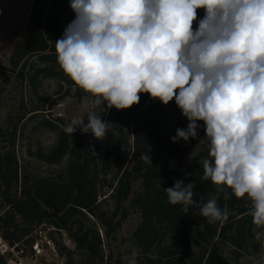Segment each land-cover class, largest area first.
I'll return each mask as SVG.
<instances>
[{"label": "clouds", "instance_id": "clouds-1", "mask_svg": "<svg viewBox=\"0 0 264 264\" xmlns=\"http://www.w3.org/2000/svg\"><path fill=\"white\" fill-rule=\"evenodd\" d=\"M70 8L57 62L90 94L92 110L87 123L74 118L64 131L101 140L113 125L102 116L113 107L130 109L141 93L164 105L174 99L188 125L171 140L197 139L204 122L202 178L215 194L197 201L195 184L175 179L167 202L216 224L234 214L220 207L222 194L246 196L264 249V0H70ZM140 158L152 164L147 152ZM127 264H138L135 254Z\"/></svg>", "mask_w": 264, "mask_h": 264}, {"label": "trees", "instance_id": "trees-1", "mask_svg": "<svg viewBox=\"0 0 264 264\" xmlns=\"http://www.w3.org/2000/svg\"><path fill=\"white\" fill-rule=\"evenodd\" d=\"M197 12L198 19L204 16L203 9ZM74 18L70 0L31 1L23 36L9 56L16 77L23 79L33 71L28 81L34 88L39 78L56 77L68 87L74 85L77 95H81L82 89L58 64L55 47V40ZM7 81L5 76L4 82ZM39 98L46 100L41 95ZM41 107L28 114L42 111ZM24 117L25 113L17 116L13 132L0 126V237L9 245L30 244L38 229L53 228L51 231L56 233L63 230L73 242V248L57 245L65 264H106L104 260L110 254L105 255L103 238H114L127 215L123 204L128 200L129 207L140 215L130 236L138 250V264H230L222 249L238 264L240 257L259 251L260 244L254 239L257 229L249 215L250 201L246 196L238 198L230 190L222 194L220 207L234 214L216 224L193 215L192 209L184 214L180 205L167 202L164 189L171 187L175 179L192 181L193 198L197 201L201 196L206 201L215 194L212 181L202 178L200 161L208 155L198 144L205 135L203 121H198L196 143L191 139L171 143L163 128L165 112L161 102L148 93H141L139 103L130 109L113 107L104 113L102 118L113 125L101 140L79 129L70 136L64 131L61 118H41L37 123L54 132L56 142L48 148L39 146L33 155L46 165L66 160L62 170L42 175L31 173L18 163L13 140L17 124ZM84 120L87 123V118ZM193 145H199L200 151L186 162L184 152ZM143 152L150 155L152 164L140 158ZM137 183L138 188L133 190ZM104 189L108 190L103 199L112 201V212L102 209L103 199L98 200ZM51 231L47 237L53 240ZM0 264H7L1 254Z\"/></svg>", "mask_w": 264, "mask_h": 264}, {"label": "rangeland", "instance_id": "rangeland-1", "mask_svg": "<svg viewBox=\"0 0 264 264\" xmlns=\"http://www.w3.org/2000/svg\"><path fill=\"white\" fill-rule=\"evenodd\" d=\"M31 1L0 0V126L8 128L9 133L13 132V123L16 121L17 116L25 113L24 119L17 124L13 140L18 163L31 173L45 175L54 174L62 170L66 160L57 165H46L33 155L39 146L48 148L56 142V134L39 125L37 121L41 118H46L49 121H56V118H61L62 124L66 127L74 118H87L89 111L92 110V105L88 99L89 95L84 91L81 90V95L78 96L74 85L68 87L65 82L60 81L56 77L39 78L35 82L34 88L28 81L33 71H30L27 74L28 76L23 79L16 77V71H12L9 65V56L14 44L23 36ZM5 76L8 77L7 82H4ZM40 95L45 97L46 100L40 99ZM38 106H43L41 108L44 109L28 114L30 110ZM161 107L165 112L163 121L164 132L169 137L170 142L173 143L171 137L175 135L176 129L186 128L188 120L177 108L174 99L169 101L167 105L161 103ZM97 111L99 110L97 109ZM199 133L200 131L198 130V135ZM130 139L128 143L131 145L132 141ZM191 141L196 143L197 139H191ZM199 151V145L188 147L184 152V160L190 162ZM137 188L138 183L133 186V190ZM106 190L108 189H104L99 194L98 200H102L106 196L104 195ZM131 196L132 193L129 199ZM123 206L127 208V215L114 238L108 240L103 238L105 255L110 254V258L104 260L106 264H127V259L138 252L130 236L140 221L139 211L129 207L128 200ZM101 207L108 212H112L113 203L106 198L103 199ZM51 230L50 228L44 231H39L38 229L33 235H36V240L43 241L44 236H47ZM51 232L57 250V245H63V240L58 233ZM99 232L102 236L103 232L101 230ZM19 248L23 250V259L29 263L31 259L30 244L21 242L19 243ZM68 248H73V246ZM57 254L58 258L45 251V256L39 258L36 264H65V257L59 254L58 250ZM222 254L227 259V262L235 264V261L230 256L228 257L226 249H222ZM4 256L6 260L10 259V257L15 258L12 253H5ZM262 261H264V249L260 246L257 253L240 257L238 264H261Z\"/></svg>", "mask_w": 264, "mask_h": 264}, {"label": "built area", "instance_id": "built-area-1", "mask_svg": "<svg viewBox=\"0 0 264 264\" xmlns=\"http://www.w3.org/2000/svg\"><path fill=\"white\" fill-rule=\"evenodd\" d=\"M58 234L61 236L64 246H73L71 238H69L63 230H58ZM2 240L3 239L0 238V254L5 255V253H12L15 255V258L10 257V259L6 260L7 264H36V261H38L39 258L45 256V251H47L48 254L58 258L56 243L54 240L48 238L47 236H44L43 241L36 240L35 238L34 241L30 243L31 259L29 263L23 259V250L22 248H19V244L9 245L7 242H5L4 240L3 242Z\"/></svg>", "mask_w": 264, "mask_h": 264}]
</instances>
